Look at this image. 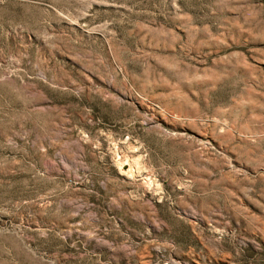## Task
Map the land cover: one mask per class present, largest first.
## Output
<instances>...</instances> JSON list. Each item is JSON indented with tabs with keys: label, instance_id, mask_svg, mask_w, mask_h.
<instances>
[{
	"label": "rangeland",
	"instance_id": "rangeland-1",
	"mask_svg": "<svg viewBox=\"0 0 264 264\" xmlns=\"http://www.w3.org/2000/svg\"><path fill=\"white\" fill-rule=\"evenodd\" d=\"M0 264H264V0H0Z\"/></svg>",
	"mask_w": 264,
	"mask_h": 264
},
{
	"label": "bare ground",
	"instance_id": "bare-ground-1",
	"mask_svg": "<svg viewBox=\"0 0 264 264\" xmlns=\"http://www.w3.org/2000/svg\"><path fill=\"white\" fill-rule=\"evenodd\" d=\"M128 171H129V173H130V172H132V166H130V168H129V170H128Z\"/></svg>",
	"mask_w": 264,
	"mask_h": 264
}]
</instances>
